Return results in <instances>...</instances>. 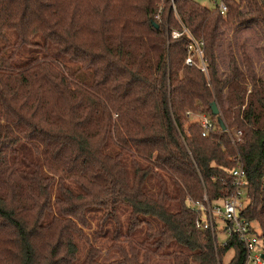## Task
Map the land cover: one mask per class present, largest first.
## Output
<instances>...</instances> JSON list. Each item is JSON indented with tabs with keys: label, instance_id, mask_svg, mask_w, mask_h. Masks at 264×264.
Instances as JSON below:
<instances>
[{
	"label": "trees",
	"instance_id": "1",
	"mask_svg": "<svg viewBox=\"0 0 264 264\" xmlns=\"http://www.w3.org/2000/svg\"><path fill=\"white\" fill-rule=\"evenodd\" d=\"M221 3L0 0V264H244L190 205L229 197L238 159L264 253V0Z\"/></svg>",
	"mask_w": 264,
	"mask_h": 264
},
{
	"label": "built area",
	"instance_id": "2",
	"mask_svg": "<svg viewBox=\"0 0 264 264\" xmlns=\"http://www.w3.org/2000/svg\"><path fill=\"white\" fill-rule=\"evenodd\" d=\"M172 1V0H171ZM221 15L226 12L224 3L218 5ZM158 18V17H157ZM189 39L188 52L189 55L185 60L187 66L194 64L193 57L198 58L197 67L205 71L204 62L202 59L201 43L197 42L187 30H184ZM182 33L173 31L171 36L173 39L179 38ZM197 122L203 128L200 133L201 138L205 137L209 131L214 129V124L209 116L199 115ZM241 132H236L235 138L239 140ZM232 177V192L229 197L210 203L207 197H204L201 202H191L192 211L197 214L195 227L199 230L210 231L215 236V222L220 220L225 224L222 231L229 238L231 235H236L245 249L244 264H264L261 257L262 247L259 238V231L250 223L240 217V211L245 207L242 199L247 193V183L245 172L240 160H236L235 167L231 170ZM216 237V236H215Z\"/></svg>",
	"mask_w": 264,
	"mask_h": 264
},
{
	"label": "rangeland",
	"instance_id": "3",
	"mask_svg": "<svg viewBox=\"0 0 264 264\" xmlns=\"http://www.w3.org/2000/svg\"><path fill=\"white\" fill-rule=\"evenodd\" d=\"M195 1L198 4H200L201 6H204V7L208 8V9H214L216 5H219L221 3V0H195ZM244 37H247L248 40H252L251 41L252 43L256 42L255 37H254V35L252 34L251 31H246L245 34H244ZM259 45L260 46L264 45V41H260ZM259 50H260L259 51L260 59H259V57L255 58V55H254L255 51L253 52V51L249 50V52H250V55H252L254 57L253 59H254L255 63H257V69L259 71V74H262L264 72V53H262L261 49H259ZM199 117H200L199 115H193L190 118V121H197L199 119ZM236 131H238V130H233L231 132V134H234V136H235ZM242 202H243V205L246 206L248 204L249 200L245 196V197H243ZM126 216H127V210H126L125 215H122V218H121V222H122L123 225H125ZM92 227L93 228L95 227V223L94 222H92ZM254 227H256V226H254ZM108 228H109V230L105 229V231H108L107 232V236L105 237V239L101 241V244L97 243V245H99L100 247L106 248L109 245V243H110V239L109 238H110V233H111L112 227L110 225H108ZM223 228H225V224L222 221H220V220H216V222H215V232H216L215 236H216V242H217L218 246L224 245L225 242L228 239L226 234L222 231ZM89 234L92 235V232L89 231ZM141 237H142V232H141V235L138 238L140 239ZM103 253H105V252H103ZM233 255H234L233 250L228 251L227 254L224 256V258L222 259L223 263L227 264L231 260ZM82 257H83L82 253L79 252V258L81 259ZM155 264H168V262L167 261H158V262H155Z\"/></svg>",
	"mask_w": 264,
	"mask_h": 264
},
{
	"label": "water",
	"instance_id": "4",
	"mask_svg": "<svg viewBox=\"0 0 264 264\" xmlns=\"http://www.w3.org/2000/svg\"><path fill=\"white\" fill-rule=\"evenodd\" d=\"M155 27L157 28V26H155ZM211 112H212V114H213L214 116H217V115H218L219 111H218V108H217L216 104H212V105H211ZM218 124H219V126H220V128H221L222 130H225V129H226V127H225V125L223 124V122L219 121ZM261 257H262L263 260H264V254H262Z\"/></svg>",
	"mask_w": 264,
	"mask_h": 264
}]
</instances>
